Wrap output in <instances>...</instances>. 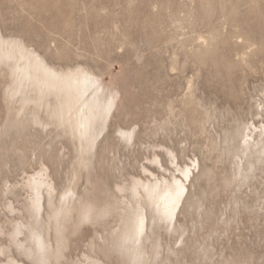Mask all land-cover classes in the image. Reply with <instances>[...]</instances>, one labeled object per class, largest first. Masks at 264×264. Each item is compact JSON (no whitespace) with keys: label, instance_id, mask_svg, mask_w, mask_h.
Masks as SVG:
<instances>
[{"label":"rangeland","instance_id":"rangeland-1","mask_svg":"<svg viewBox=\"0 0 264 264\" xmlns=\"http://www.w3.org/2000/svg\"><path fill=\"white\" fill-rule=\"evenodd\" d=\"M0 29L116 96L90 164L33 105L19 114L0 68V264L34 263L7 234L30 221L27 182L41 171L55 202L72 188L76 206L111 208L100 222L73 215L59 264H131L114 243L134 186L182 178L177 165L194 173L183 205L173 227L149 221L141 264H264V154L243 146L264 140V0H0Z\"/></svg>","mask_w":264,"mask_h":264},{"label":"bare ground","instance_id":"bare-ground-1","mask_svg":"<svg viewBox=\"0 0 264 264\" xmlns=\"http://www.w3.org/2000/svg\"><path fill=\"white\" fill-rule=\"evenodd\" d=\"M1 67L8 69L13 81L10 97L20 100L19 114H24V110L26 111L33 105V121L43 127L54 125L64 128L77 142L84 162L91 164L95 157L96 146L106 131L115 107L116 96L112 90H108L102 81L83 68L67 71L56 69L49 65L41 55L30 50L21 40L5 37L0 29ZM41 112L46 114L48 122L43 123L46 117L44 120H40ZM122 135L128 140L133 137L131 133ZM251 135L246 136L244 140L245 151L254 146L260 149L259 153L264 154V140L252 143L251 140L254 139ZM263 136L264 127L259 133L260 138ZM173 158L176 160L175 157ZM176 168L183 179L175 176L177 175L175 173L173 177L171 176L172 180L170 181L138 182L134 186L132 197L136 201V205L128 204V206L131 205L129 210L128 206L124 208L127 209V212L123 218V228L118 235L116 234L114 243L115 249L126 254L131 264L142 263L141 243L148 239L150 220L158 227L163 223L170 228L173 227V221L177 219L187 193L186 182L191 181V176L194 173L192 166L182 168L177 165ZM47 173L41 171L35 176L32 175L33 177H30L27 182V187L32 193L29 211H27L30 214V219H28L30 221H26L27 225L24 223L15 225L10 235L7 234L15 243L14 246L23 251L22 254L27 257L26 259H31L30 261L35 264H50L52 260L55 263H60L62 252L66 247V228L72 222L75 213L78 215L77 225H81L84 222H100L111 211L110 207H106L107 202L104 207H98L99 205H96L98 202H94L96 203L94 204L83 201V204L80 203L76 206L74 202L76 194L71 190L72 188L64 191L55 202L54 193L56 190L49 182ZM139 190L144 193V196L140 195L141 191ZM44 192H46L47 200ZM106 196L109 195L106 194ZM141 199H143L142 203ZM116 202L115 204H118V201ZM46 203L48 211L45 208ZM24 208L28 210V208ZM115 209H118V206H115ZM44 214L47 221L44 220ZM24 229L28 231V233L25 231L27 233L25 241L20 239L25 234ZM52 235L54 242L51 239ZM26 244L29 246L27 247ZM4 250L1 252L3 256L6 255ZM96 261L95 264H100L98 260ZM5 264L20 263L13 257H9Z\"/></svg>","mask_w":264,"mask_h":264}]
</instances>
